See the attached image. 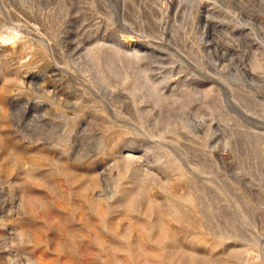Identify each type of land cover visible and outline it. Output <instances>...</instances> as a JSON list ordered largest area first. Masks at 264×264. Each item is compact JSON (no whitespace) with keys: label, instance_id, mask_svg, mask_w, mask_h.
I'll return each instance as SVG.
<instances>
[{"label":"rangeland","instance_id":"rangeland-1","mask_svg":"<svg viewBox=\"0 0 264 264\" xmlns=\"http://www.w3.org/2000/svg\"><path fill=\"white\" fill-rule=\"evenodd\" d=\"M0 264H264V0H0Z\"/></svg>","mask_w":264,"mask_h":264},{"label":"bare ground","instance_id":"bare-ground-1","mask_svg":"<svg viewBox=\"0 0 264 264\" xmlns=\"http://www.w3.org/2000/svg\"><path fill=\"white\" fill-rule=\"evenodd\" d=\"M10 33V32H9ZM15 34V31H14V33H13V35ZM18 34V33H17ZM9 35V34H8ZM7 36V35H6ZM12 35H10V37L8 38L9 39V41L11 40H14L13 38L15 37V36H13V37H11ZM8 37V36H7ZM7 37L5 38V39H7ZM19 37H20V35H19ZM17 37H15V39H16ZM5 39L3 40V41H5ZM18 39H20V38H18ZM17 40V39H16Z\"/></svg>","mask_w":264,"mask_h":264}]
</instances>
